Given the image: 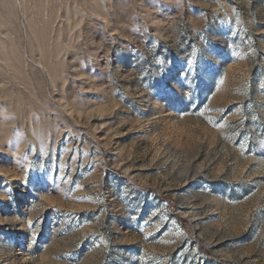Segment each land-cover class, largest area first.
<instances>
[{
  "label": "rangeland",
  "instance_id": "1",
  "mask_svg": "<svg viewBox=\"0 0 264 264\" xmlns=\"http://www.w3.org/2000/svg\"><path fill=\"white\" fill-rule=\"evenodd\" d=\"M0 264H264V0H0Z\"/></svg>",
  "mask_w": 264,
  "mask_h": 264
}]
</instances>
